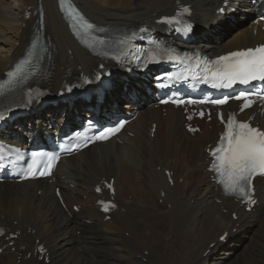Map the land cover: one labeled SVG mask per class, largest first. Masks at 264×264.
Instances as JSON below:
<instances>
[{
  "label": "bare ground",
  "instance_id": "obj_1",
  "mask_svg": "<svg viewBox=\"0 0 264 264\" xmlns=\"http://www.w3.org/2000/svg\"><path fill=\"white\" fill-rule=\"evenodd\" d=\"M74 1L100 25H153L158 16L173 11L175 1L190 4L191 19L203 27L221 21L214 14L218 0ZM38 3L44 13L43 37L50 43L47 87L57 92L63 80L87 74L96 63L69 36L55 0H0V76L27 46L35 28L32 11ZM245 5V0H232L240 12ZM248 8L254 10L250 4ZM27 12L30 17L25 19ZM239 25L220 29L212 38H194L195 44L203 52L218 54L264 41L257 26ZM123 109L140 113L123 127L120 142L98 149L88 146L60 160L50 183L0 184V225L5 237L16 235L4 242L0 264H264V179L255 180L257 206L244 213L219 194L205 170L202 148L220 128L214 125L213 130L191 136L183 129L179 111L165 107L162 115L161 108H146L140 101L116 110ZM87 113L84 103L74 109L48 106L45 112L10 126L9 137L45 128L46 122L56 123L58 129L64 117ZM258 120L264 124V114ZM152 123L156 126L151 138ZM165 171L171 173V185ZM110 177L116 210L104 220L95 206L98 197L93 189ZM54 187H59L61 203ZM72 205H77V213ZM224 232L228 244L220 248L218 237ZM36 241L46 249L48 262L39 259Z\"/></svg>",
  "mask_w": 264,
  "mask_h": 264
},
{
  "label": "snow or ice",
  "instance_id": "obj_2",
  "mask_svg": "<svg viewBox=\"0 0 264 264\" xmlns=\"http://www.w3.org/2000/svg\"><path fill=\"white\" fill-rule=\"evenodd\" d=\"M86 27L91 28L92 25L88 24ZM217 64L220 67L212 75L230 83L237 80L243 83L255 79L264 80V46L221 56ZM241 97L246 99L243 110L251 105V101H247L245 93H241L237 98ZM225 102L226 98L212 101L214 104ZM102 138L104 137H97ZM212 155L214 160L210 171L217 173L218 182L224 186L226 193L240 197L248 196L252 177L257 173L264 174V131L229 117L221 143L212 151ZM40 174L44 175L43 172Z\"/></svg>",
  "mask_w": 264,
  "mask_h": 264
},
{
  "label": "rangeland",
  "instance_id": "obj_3",
  "mask_svg": "<svg viewBox=\"0 0 264 264\" xmlns=\"http://www.w3.org/2000/svg\"><path fill=\"white\" fill-rule=\"evenodd\" d=\"M231 33H233V31H232ZM231 33H228L226 36H229V35H231Z\"/></svg>",
  "mask_w": 264,
  "mask_h": 264
}]
</instances>
